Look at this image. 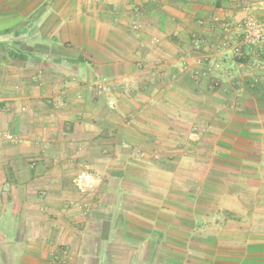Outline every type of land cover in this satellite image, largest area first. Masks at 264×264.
Instances as JSON below:
<instances>
[{
  "label": "crops",
  "instance_id": "obj_1",
  "mask_svg": "<svg viewBox=\"0 0 264 264\" xmlns=\"http://www.w3.org/2000/svg\"><path fill=\"white\" fill-rule=\"evenodd\" d=\"M249 16L264 0H0V264H103L83 172L122 194L113 264H264Z\"/></svg>",
  "mask_w": 264,
  "mask_h": 264
},
{
  "label": "trees",
  "instance_id": "obj_2",
  "mask_svg": "<svg viewBox=\"0 0 264 264\" xmlns=\"http://www.w3.org/2000/svg\"><path fill=\"white\" fill-rule=\"evenodd\" d=\"M9 55L11 59H25L26 54L19 51H7L2 49V55ZM119 186H113L107 192L106 196L99 202L97 211L91 216L89 225L85 230L84 247L89 251H93L99 258H103V264H113L112 259L107 254H102V251L108 248L112 240L116 237L117 225L123 217L120 212V199L122 197ZM104 255V256H103ZM157 258L154 256L150 263H155Z\"/></svg>",
  "mask_w": 264,
  "mask_h": 264
},
{
  "label": "built area",
  "instance_id": "obj_3",
  "mask_svg": "<svg viewBox=\"0 0 264 264\" xmlns=\"http://www.w3.org/2000/svg\"><path fill=\"white\" fill-rule=\"evenodd\" d=\"M242 30V38L245 45L257 46L264 44V21H260L255 17L249 16L242 21ZM107 83L108 82L106 80H103L91 88L96 93L102 94L106 90V85H108ZM111 106H115V103L112 102ZM75 182L76 185L83 190L92 189L97 185V183H99V177L89 172H83L76 177Z\"/></svg>",
  "mask_w": 264,
  "mask_h": 264
},
{
  "label": "rangeland",
  "instance_id": "obj_4",
  "mask_svg": "<svg viewBox=\"0 0 264 264\" xmlns=\"http://www.w3.org/2000/svg\"><path fill=\"white\" fill-rule=\"evenodd\" d=\"M91 174H93V173H91ZM93 175L99 177V183H97V185L94 188H92V189H87V190L81 189L79 191V196H82L80 200L85 205L83 207V212H82L83 213V217H85L87 219L90 217V215H93L97 211V209H99L98 208L99 202L101 200H103L104 195L106 194V188H107V184H106L107 180H106V177L103 174L96 175V173H95ZM84 212H87V214H84ZM112 242L115 245L123 244L122 241H120V240H118L116 238H114V240H112ZM114 259L116 261L117 260H121L122 262L126 261V260L128 261V258L127 257L124 258V256H115Z\"/></svg>",
  "mask_w": 264,
  "mask_h": 264
}]
</instances>
